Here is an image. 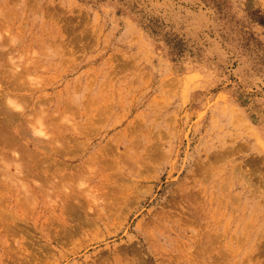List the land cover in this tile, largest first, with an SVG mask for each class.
<instances>
[{
  "label": "rangeland",
  "instance_id": "1",
  "mask_svg": "<svg viewBox=\"0 0 264 264\" xmlns=\"http://www.w3.org/2000/svg\"><path fill=\"white\" fill-rule=\"evenodd\" d=\"M0 264H264V0H0Z\"/></svg>",
  "mask_w": 264,
  "mask_h": 264
},
{
  "label": "bare ground",
  "instance_id": "2",
  "mask_svg": "<svg viewBox=\"0 0 264 264\" xmlns=\"http://www.w3.org/2000/svg\"><path fill=\"white\" fill-rule=\"evenodd\" d=\"M173 81H174V80H173ZM6 115H7V114H6ZM7 118H9V117H7ZM7 118L4 119V120H7V121H8ZM10 118H11V116H10ZM12 118H13V117H12ZM12 118H11V119H12ZM2 130H3V132H5L4 129H2ZM3 134H5V133H3ZM22 134H23V133H22ZM22 134H21V136H23ZM3 137H4V136H3ZM6 139H7V137H6ZM34 141H35V140H34ZM38 142H39V141H38ZM37 146H38V145H37ZM34 150H35V149H34ZM54 175H55V174H54ZM51 177H52V176H51ZM49 178H50V177H49ZM44 181H45V180H44ZM47 181H49V180L47 179ZM50 181H51V180H50ZM45 184H46V181H45ZM57 185H58V184H57ZM61 185H62V184H61ZM61 187H62V186H61ZM59 188H60V187H59ZM62 189H63V188H62ZM60 190H61V188H60ZM58 192H59V191H58Z\"/></svg>",
  "mask_w": 264,
  "mask_h": 264
}]
</instances>
